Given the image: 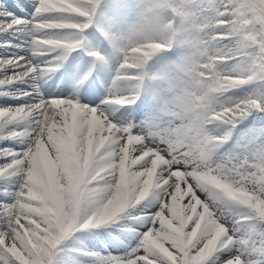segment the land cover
<instances>
[{
    "label": "snow or ice",
    "instance_id": "snow-or-ice-1",
    "mask_svg": "<svg viewBox=\"0 0 264 264\" xmlns=\"http://www.w3.org/2000/svg\"><path fill=\"white\" fill-rule=\"evenodd\" d=\"M97 3L39 0L42 19L36 31L70 33L35 37L33 55L52 57L48 70H56L80 45L79 33L89 27ZM163 10H170L179 25L161 22ZM15 11L10 2L0 0L5 17L0 33L24 27ZM178 29L192 50L184 65L191 84L165 105L180 123L158 139L139 128L118 126L100 109L73 99L0 108V138H26L27 145L0 148V158L8 160L0 165V177L22 178L14 203L0 207V216L6 218L0 231V264H54L58 247L73 232L99 228L151 193L158 194V205L148 214L141 245L131 256L105 264H264V151L251 162L249 157L217 163L212 153L223 138L208 133L209 125L235 127L253 111L264 112V96L228 106L217 99L254 80L264 81V0H222L211 10L188 0H157L146 22L127 38L121 69H143L171 44ZM233 60L243 61L231 70L237 74L218 70ZM40 70L23 57L0 58V72L6 73L0 89ZM133 102L130 97L112 100L117 105ZM29 121L30 130L15 127ZM228 204L246 209L237 222L244 229L234 227L219 210ZM248 222L260 227L249 232Z\"/></svg>",
    "mask_w": 264,
    "mask_h": 264
},
{
    "label": "rangeland",
    "instance_id": "rangeland-1",
    "mask_svg": "<svg viewBox=\"0 0 264 264\" xmlns=\"http://www.w3.org/2000/svg\"><path fill=\"white\" fill-rule=\"evenodd\" d=\"M118 2L119 0H106L102 5L101 3H99L100 5L95 6V13L99 12V15L101 16L98 23L99 31L98 33L94 34L90 46H87V48H96L92 50L98 52L102 58H105L104 60H107L110 41H113V46H115V48L120 52V60L125 58L124 54L126 51V41L128 38L124 28V26H126V17L130 18L131 27L129 28V32L132 34L133 31L138 30V28L146 22L148 9H150L153 4L157 2V0H123L120 4H118ZM188 2H195L197 5H203L206 9L211 10L215 7H219L222 3V0H188ZM34 8L35 7L33 6L31 9ZM159 16L161 22L166 23L168 21H175L176 25H179V19L174 17L171 14L170 10L160 11ZM91 24H93V22H91ZM81 34L82 33H79V35ZM224 43L227 44L228 42L225 41ZM166 48L167 50H165ZM166 48L160 54L153 55V57L148 62L149 68H147L155 71L154 73H156V80L150 82L147 77L145 82L140 81L141 84H136V86L140 85L141 87V91L138 94L134 93L131 89L128 88H124L120 92H118L123 97L136 98L137 96L136 100L139 102L143 101L144 99H142L143 88L148 87L146 100L143 101V104L141 103V108H139L138 115L141 117L140 114L146 113L149 117H157V124L161 132L162 130H168L169 128H172L178 122V119L165 111V105L175 100L176 96L179 95L183 90L190 88L191 84V78L186 74L184 65L186 63V58L191 55L192 50L187 44L184 43V38L181 36L179 29L177 32V36L172 39L171 44ZM122 61L124 62V60ZM238 63L243 64V61L233 60L226 63H221L218 66V70L224 73H231L235 75L237 73L232 72L231 70L234 69ZM84 67L87 68V64H84ZM136 73L137 72L135 71L133 74L132 72H125L123 73V75L132 76ZM243 75L246 78L248 74L244 73ZM142 77L145 78V76ZM183 79L188 80H185L184 82ZM261 84H264V81L254 80L240 88V92L242 91L241 94L235 95L232 93H227L226 98L224 96V93L217 98L218 102L220 104L228 106L230 104L244 101L249 98H259L260 96H257V91L261 90L258 87ZM106 94L110 93L106 91L99 93L97 95L96 101L92 105H96L100 101L102 96ZM90 105L91 103L88 104V106ZM258 116L259 115L254 116V112H252L251 115L240 120L238 122L239 126L235 125V127L219 123L217 132L208 126V133L210 135L214 134V137L223 138L222 142L216 147L215 150H218L219 147H223L221 153H224V155H221L224 162L243 161L244 159L249 157L251 162V160L255 159L257 153L264 151V117L261 119H256L258 118ZM162 117L164 118L162 119ZM141 118L144 119L143 116ZM133 121L135 122L134 125L140 123L139 117L135 120L133 119ZM120 123L123 126H125L126 124H128L129 126L130 119L124 120ZM13 189L16 190V187H13ZM151 195L152 193L148 197H146L144 201H141L139 204L134 205L124 213L127 216L123 215L122 219L124 218V220H121L119 222V224L123 225L115 227V225L113 224L109 229H106L107 227H103L102 230L98 232L91 229H85L83 233L75 235L76 237L73 236L72 239H70V235L58 247L57 254L54 258V263L105 264V262H107L108 260H120V258L123 259L125 257L131 256L141 245L143 235L146 234V229L149 222L148 214L150 213L152 208H155L158 205L156 199H148ZM14 199V197H1L0 203L3 202L7 204L12 202ZM148 207H150V211ZM145 208H147L146 211H144ZM244 212H246V209ZM225 216L233 223L234 227L238 229L245 228V225L243 223H237L238 221L242 220V217L240 215H235V213L232 212L229 206H227V215ZM5 225L6 222H0V231L4 230ZM118 227H124L128 231L121 232V238L114 240L112 236L115 234H119V230L113 228ZM259 227L260 225L253 224V222H248L247 231L250 232L254 228ZM81 229L83 230V228ZM237 235L239 236L240 232H237ZM123 242L126 244H124ZM231 251L232 250L230 249V252ZM230 252H228L227 255H229ZM77 253H81L83 255H76Z\"/></svg>",
    "mask_w": 264,
    "mask_h": 264
},
{
    "label": "bare ground",
    "instance_id": "bare-ground-1",
    "mask_svg": "<svg viewBox=\"0 0 264 264\" xmlns=\"http://www.w3.org/2000/svg\"><path fill=\"white\" fill-rule=\"evenodd\" d=\"M100 1L102 5L106 0H98V3L96 4V6L100 5L99 4ZM121 1L123 0H119L118 4H120ZM7 2H10L12 6L15 8L16 11L14 13V17L22 19L24 22V27L19 32L6 31L3 33H0V58H3L6 60L8 58L23 57L29 63L36 66L37 69H43V70L33 73L26 80H21L12 85L6 86V88L4 89H0V108L8 107V106H16L18 104H23V103H34L36 101L57 99V98L73 99L75 102H78L80 105H83V106H88V104L91 103V105L88 107L100 109L103 112V114L112 123L117 124L118 126H123L120 122L130 119L129 126L139 128L143 133L155 134L157 139L159 138L160 134L167 131L166 129L162 130V132L159 130V127L157 124V121H158L157 117H153V116L149 117L146 113H142L140 114L141 117L142 116L144 117V119H142L138 115L139 108H141V103L143 104L144 103L143 101L146 100L148 87L143 88V93H142V99L144 98L143 101L138 102L136 100L137 96L136 98L134 97L135 99L132 98L134 100L133 103L125 104V105L106 104L101 101V99L105 98L106 96L115 97V99L123 97L118 92H120L124 88L131 89L134 93L138 94L141 91V87L140 85L136 86V84L138 83L141 84L140 81L145 82L147 77L150 82H153L157 78L155 77L156 75V73H154L155 71H153L152 69H148L149 68L148 66L149 61H148L143 69H141L138 72L135 71L137 73L132 75V76L140 77V79H138L139 81L125 79L124 77L126 76L123 75L125 71L121 69V65L124 63L122 60L124 59L120 60V52L115 48V46H113V41H110L107 60H104L105 58H102L100 55L98 57H93L89 55V53L93 51L92 49H96L92 47L87 48V46H90V43L94 37V34L98 33L99 31L98 23L101 17L99 15V12L95 13V10H94L91 20L87 21L89 23V27L83 30L81 32L82 34L79 35V39L81 41L80 45L74 51L69 52L66 58L59 61V67L56 70L50 71L48 70L47 66L52 63V57L45 56V55H39V54L33 55V53L36 52V49L33 44L35 37L36 36H40L41 38L66 37V36H69L70 33L66 31L65 32H47V33L36 31V24L39 23L42 19L41 14H38L37 12L39 0H7ZM33 6L35 8L31 9ZM8 11H11V9H8ZM3 19H5V17L3 16V14H0V20H3ZM80 20L81 22H85L84 18H80ZM91 22H93V24H91ZM125 24L126 26H124V28L126 31V35L127 37H129L131 35V33L129 32V28L131 27V22H130L129 17H126ZM165 50H167V48ZM162 51H164V49L154 55L160 54ZM84 64H87V68L84 67ZM133 73L134 71L132 72V74ZM5 75L6 73L0 72V78L4 77ZM142 76H145V78ZM188 79H185V80H188ZM185 80L183 79L184 82ZM243 86L245 85L239 86L238 88H234L226 92L224 96L227 98V93H232L235 95L241 94L242 91L240 92V88ZM258 87L261 90L257 91V96L258 97L264 96L263 94L264 84H261ZM103 91H106L110 94L103 96L96 105H92L96 101L97 95ZM25 92H28L31 95L23 96L20 99L16 98L17 96H20L22 93H25ZM241 96H244V95H241ZM253 112H254V116L259 115L258 118L256 119H261L264 117V112H261V113L258 111H253ZM138 117L140 119V123H138L137 125H134L135 122L133 121V119L135 120ZM163 118L164 117H162V119ZM179 123L180 121L178 120V122L174 126L178 125ZM218 124L219 123L209 125V127L217 132V128L219 126ZM236 125L239 126L238 123ZM125 126H128V124H126ZM15 127L17 129L30 130L32 125H31V122L29 121V122H22L21 124ZM211 136L214 137V134H212ZM25 139L26 138L13 140V139L0 138V148H4L8 150H13V149L20 150L27 146L24 143ZM222 149L223 147L222 148L219 147L218 150H214L212 153V159L214 158L213 160L217 163L224 162L223 157L221 155V154L224 155V153H221ZM6 163H8V160L0 158V165H4ZM21 183H22V178L20 176L0 177V198L1 197L2 198H10V197L15 198L12 202L7 203V204L1 202L0 207L10 206L11 204L14 203V201L17 198V192L19 190ZM13 187H16V190H14ZM148 199H151V200L156 199L158 203V194L152 193V195ZM94 204L95 202L93 201L92 203L89 204V207L90 208L93 207ZM227 206H229V208L232 210L233 213H235V215H240L241 217H243V215L245 214L244 212L245 209L242 206L235 205V204H228V205H221L219 209L223 215H227ZM143 208H144V205H143ZM128 209H126L125 212H127ZM146 209L147 208H145L144 211H146ZM148 209L150 211V207H148ZM124 213H121L115 220L99 228H95L91 230L98 232L102 230L103 227H107L106 229H109L110 226H112L113 224L115 225V227L119 225H123V224H119V221L122 220L123 215H126ZM0 222H6V218L4 216H0ZM113 229L119 230V234H117L119 236H117L115 233H114L115 235L113 236L111 234L114 240L121 238L120 237L121 232L128 231L124 227L123 228L118 227V228H113ZM84 231L85 229L83 230L80 229L78 231L73 232L71 234L70 239H72L73 236L79 233L80 234L83 233ZM227 253L228 252L222 253L220 256V259H223L225 256H227ZM76 255L81 256L83 254L77 253ZM212 264H217V261L213 260Z\"/></svg>",
    "mask_w": 264,
    "mask_h": 264
}]
</instances>
